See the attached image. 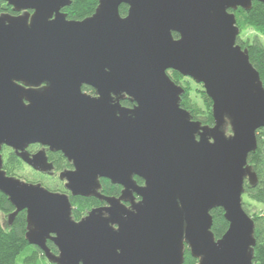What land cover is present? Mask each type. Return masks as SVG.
Instances as JSON below:
<instances>
[{"label":"water","instance_id":"water-1","mask_svg":"<svg viewBox=\"0 0 264 264\" xmlns=\"http://www.w3.org/2000/svg\"><path fill=\"white\" fill-rule=\"evenodd\" d=\"M1 2L18 14L0 15L9 225L26 211V239L50 264H184L186 247L198 264H253L255 223L243 195L246 181L258 183L248 158L264 128V86L238 44L233 12L264 0H100L82 21L63 12L72 0ZM170 71L203 85L213 126L181 107L185 90ZM125 97L133 108L122 107ZM31 144L74 165L60 174L72 196L108 207L78 222L67 195L8 176L3 147L35 171H53L44 151L29 155ZM101 179L122 186L121 197L102 198ZM219 208L229 229L217 240L211 213Z\"/></svg>","mask_w":264,"mask_h":264},{"label":"trees","instance_id":"trees-1","mask_svg":"<svg viewBox=\"0 0 264 264\" xmlns=\"http://www.w3.org/2000/svg\"><path fill=\"white\" fill-rule=\"evenodd\" d=\"M100 0H72L69 7L65 8L63 12L67 15L69 20L82 21L94 15ZM128 12L127 6L120 8L122 16H126ZM236 16L237 26L241 33L238 38V44L248 50L250 61L254 68L260 74L261 81L264 86V4L254 2L251 10L246 11L239 8L233 12ZM10 14L18 15L13 11V8L5 2L0 3V15ZM251 31L254 36L248 38L247 41L241 39V35L245 32ZM176 39L179 38L174 34ZM170 78L185 92L181 97V107L187 110L193 120L201 122L204 126H213V102L206 94L203 85L197 84V92L202 104H199L195 98L192 97L193 88L189 78L181 76L178 72L170 71ZM189 80V81H188ZM86 92L94 91L90 87H84ZM130 107L133 106L131 102H127ZM258 148L255 153L250 154L248 158L249 165L256 173L258 183L251 186L247 181L245 183V191L243 195V208L246 213L253 219L255 223V239L256 247L254 249L253 264H264V128L257 132ZM4 163L3 169L8 176H18L24 163L15 155H3ZM61 165V163H59ZM59 165V167H61ZM137 181H143L136 178ZM104 190L109 194H117L118 189L113 188L108 181H103ZM256 207H261L258 213H251L249 210V203ZM75 207L73 212V219L78 221L86 216L87 211L94 207L97 203L94 199L77 198L72 201ZM15 209L9 202L8 198L0 193V264H50L46 259L44 253L36 246L30 245L26 239L27 234V214L26 211L17 215L15 220L9 225V222L4 225L1 221V216L5 218L14 213ZM213 227L212 232L216 239H221L229 229V223L225 219L224 210L219 208L212 211ZM48 247L57 254V250L52 242H48ZM184 264H198V260L191 256L190 250L187 248L185 252Z\"/></svg>","mask_w":264,"mask_h":264},{"label":"flooded vegetation","instance_id":"flooded-vegetation-1","mask_svg":"<svg viewBox=\"0 0 264 264\" xmlns=\"http://www.w3.org/2000/svg\"><path fill=\"white\" fill-rule=\"evenodd\" d=\"M125 17V16H124ZM83 92L84 93H86V94H88L89 96H91V97H94V98H96V97H98V95H97V93L95 92V90L94 91H91V92H86L85 90H84V88H83ZM131 102V100H130V98H128V97H125L123 100H121V105H122V107H124V108H127V109H131V108H133L134 107V103L133 102H131L132 104H133V106H129V105H127L126 103L127 102ZM26 151L29 153V155L32 157V156H34V155H36V154H38V153H40V152H42V151H44L45 153H46V157H47V159H48V162L50 163V164H52L53 165V167H54V169H53V171L52 172H49V173H41V172H38V171H35L31 166H29L27 163H25L24 161H22V159H20L19 157H18V155L14 152V150L13 149H10V148H7V147H3V150H2V156L6 153V152H8V154L9 155H15L17 158H19L23 163H24V165L25 166H27V167H29L30 169H32L33 171H35L36 173H38V174H40V175H44V176H47V177H49V178H58V180L62 183V185H63V188L62 189H60V190H50L49 188H47V187H45V188H47V189H49L50 191H52V192H55V193H60V194H64V195H67L68 197H69V199H70V201H71V204H72V207H73V212H74V209H75V207L73 206V203H72V201L74 200V199H77V198H86V199H94V200H96L97 201V203H96V205L94 206V207H92L89 211H87V214H86V216L91 212V211H93L94 209H101V208H106V207H108V203H107V201L105 200V199H101V198H98V197H81V196H77V197H75V196H72V193L66 188V181H63V180H61L60 179V174L62 173V172H65V171H71V170H74V165L71 163V162H69L68 161V159L65 157V155L62 153V152H59V151H52L49 147H45V146H43V145H41V144H31L30 146H28L27 147V149H26ZM3 160H4V157H3ZM59 163H61V165L59 164ZM59 165L61 166V167H59ZM135 180H136V178H135ZM141 180V179H140ZM103 181H108L110 184H111V186L113 187V188H117L118 189V193L117 194H108L105 190H104V183H102ZM137 181V180H136ZM137 183H138V185H140V186H143L144 185V182H142V183H140L139 181H137ZM38 184H40V183H38ZM42 185V184H41ZM100 185H101V188H100V190H99V194L102 196V198L104 197H108V198H120L121 197V195H122V191H123V187L122 186H119V185H115V184H113L111 181H109V180H107V179H101L100 180ZM43 186V185H42ZM44 187V186H43ZM130 198V197H129ZM139 201H141V197L140 196H138V195H136L135 194V202H139ZM123 204L126 206V207H130L131 206V204H130V202L129 201H123ZM73 215V214H72ZM86 216H84L83 218H85ZM82 218V219H83ZM82 219H80V220H78V222L79 221H81ZM76 221V220H75ZM56 248V247H55ZM186 249H187V247H186ZM57 250V249H56Z\"/></svg>","mask_w":264,"mask_h":264},{"label":"rangeland","instance_id":"rangeland-1","mask_svg":"<svg viewBox=\"0 0 264 264\" xmlns=\"http://www.w3.org/2000/svg\"><path fill=\"white\" fill-rule=\"evenodd\" d=\"M254 34L249 31V32H245L244 34L241 35V39L243 41H247L248 38H253ZM190 79V78H189ZM192 80V79H190ZM189 81V80H188ZM191 87L193 88V91H192V97L195 98V100L199 103V104H202L201 102V99L199 98L198 96V93L197 90V86H196V83L192 80L191 81ZM7 155H8V152H6ZM18 176L20 177L21 180L25 181V182H28V183H33V184H42L44 187H47L49 188L50 190H60L63 188V185L62 183L58 180V178H49L47 176H44V175H40L38 173H36L35 171H33L32 169H30L29 167L27 166H23V168L18 171ZM246 202L249 203V210L250 212L253 214V213H258L261 211V207L259 206H255L254 204L250 203L249 200H245ZM1 221L3 222V224L5 225L7 223V218H5L4 216H1Z\"/></svg>","mask_w":264,"mask_h":264}]
</instances>
